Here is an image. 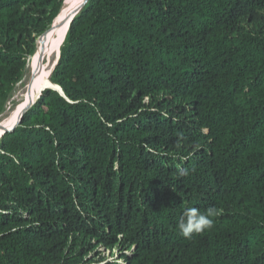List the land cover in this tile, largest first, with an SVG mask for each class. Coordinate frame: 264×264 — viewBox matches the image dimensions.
Here are the masks:
<instances>
[{"label": "trees", "instance_id": "trees-1", "mask_svg": "<svg viewBox=\"0 0 264 264\" xmlns=\"http://www.w3.org/2000/svg\"><path fill=\"white\" fill-rule=\"evenodd\" d=\"M63 7L0 0V116ZM66 31L0 138V264H264V0H83ZM185 207L223 212L186 239Z\"/></svg>", "mask_w": 264, "mask_h": 264}, {"label": "rangeland", "instance_id": "rangeland-1", "mask_svg": "<svg viewBox=\"0 0 264 264\" xmlns=\"http://www.w3.org/2000/svg\"><path fill=\"white\" fill-rule=\"evenodd\" d=\"M77 2H78V0H74V1L71 0V4H70V3H68V0H64L63 10H62L60 16L58 17L56 23L52 27V29H50V31L48 33H46L43 36H41L40 38H38V40H37L38 48H37V52H36L37 55L35 54V56H41L43 65L46 66V65H48L51 62V57H50L51 55L49 54L48 51L50 50V52H51V50H52L53 52H55L54 48L52 47L53 46L52 45V41L54 39L56 40L60 35L64 34V32L68 28V25H67L62 30L61 33H59V30H57V27H58V25L60 23V20H61L62 13L64 12L65 9H68L73 4H76V7H78L80 4L78 5ZM76 7L74 8V10L76 9ZM45 35L47 36L46 38L48 39V41H47L48 43L45 45V47H43ZM60 43H61V39L59 38L58 47H57V55H56V58H55V62H56V60L58 58ZM47 48H48V51L46 50ZM31 61H30V64L28 66L27 73H26L25 77L23 78L22 82L18 85V88H17V90L15 92L14 97L11 99L6 111L0 116V128L3 127V125L10 124L12 122V119L14 118V115H16L17 113H18V115H20L21 110L23 108L28 107L29 105H31L34 102V99L39 94L38 91H35L34 88H33L34 78H32L33 74H32V70H31ZM51 70H50V72L48 74V77H49V75L51 73ZM48 77H47V84L50 85L51 83L49 82ZM18 119H19V116H18ZM11 125H13V124H11ZM113 253H115V252H113ZM104 254L106 255L107 258L111 257V254H110L109 250L104 251Z\"/></svg>", "mask_w": 264, "mask_h": 264}, {"label": "bare ground", "instance_id": "bare-ground-1", "mask_svg": "<svg viewBox=\"0 0 264 264\" xmlns=\"http://www.w3.org/2000/svg\"><path fill=\"white\" fill-rule=\"evenodd\" d=\"M74 1V0H72ZM80 1V2H79ZM83 0H78V5L82 2ZM68 3L71 4V0H68ZM68 6V5H67ZM76 7V4H73L72 6H70L68 9H65L64 12L62 13L61 15V20H60V23L57 27V30H59V33L62 32V30L69 24V19L71 17V14L74 12V8ZM77 8V7H76ZM68 23V24H67ZM66 31L64 32V34L60 35L56 40L54 39L52 41V47L54 48V51L53 52L51 50L48 51V48L46 49L49 54L51 55V62L48 64V65H43L42 63V59H41V56H33L32 58V61H31V70H32V74H33V77L34 78V81H33V88L35 91H38V93L42 90V88H44L45 86L49 85L47 84V77H48V74L50 72V70L52 69V67L54 66V62H55V58H56V55H57V47H58V40L59 38L61 39V41L63 40L64 38V35H65ZM54 34V33H53ZM52 35V34H51ZM47 36L45 35V38H44V45L43 47H45V45L48 43V39L46 38ZM51 37V36H50ZM49 47V46H48ZM51 47V46H50ZM42 54V53H41ZM37 55V54H36ZM59 55V54H58ZM52 72V70H51ZM51 74V73H50ZM33 80V79H32ZM50 81V80H49ZM51 85V84H50ZM32 86V85H31ZM19 112V111H18ZM18 113L16 115H14V118L12 119V122L10 124H6V125H3V127L0 128V137H1V134H2V131L8 127H10L11 124H14L17 122V119H18ZM9 125V126H8Z\"/></svg>", "mask_w": 264, "mask_h": 264}, {"label": "clouds", "instance_id": "clouds-1", "mask_svg": "<svg viewBox=\"0 0 264 264\" xmlns=\"http://www.w3.org/2000/svg\"><path fill=\"white\" fill-rule=\"evenodd\" d=\"M222 212V209L215 207L208 208L204 212L196 207H185L178 221L180 235L186 239H191L194 233L200 234L211 229L214 225L213 217L221 215Z\"/></svg>", "mask_w": 264, "mask_h": 264}, {"label": "water", "instance_id": "water-1", "mask_svg": "<svg viewBox=\"0 0 264 264\" xmlns=\"http://www.w3.org/2000/svg\"><path fill=\"white\" fill-rule=\"evenodd\" d=\"M74 11H76V9L74 10ZM72 15H73V13H72ZM72 15H71V17H70V19H69V24H68V27H69V25H70V23H71V21H72ZM54 26V25H53ZM68 29V28H67ZM67 32V31H66ZM44 35V34H43ZM42 35V36H43ZM41 37V36H40ZM39 37V38H40ZM59 56H60V53H59V55H58V58H57V60H56V62H55V64H54V66H53V68H52V71H53V69H54V67H55V65H56V63H57V61H58V59H59ZM52 73V72H51ZM45 88H51V89H54V90H60V88L58 87V86H56V85H54V84H52L51 83V85H47V86H45L44 88H42V90H44ZM42 90L39 92V94L42 92ZM38 94V95H39ZM38 95H37V97H38ZM36 97V98H37ZM35 98V99H36ZM34 99V100H35ZM27 107H25V108H23L22 110H21V113H20V115H19V119L17 120V122L15 123V124H13V125H11L10 127H8V128H6V129H4L3 131H2V134H1V137L3 136V134H5V133H7V132H9L10 130L12 131L13 129H14V127L15 126H17L18 124H19V122H20V119H21V116H22V113H23V111L26 109ZM0 137V138H1Z\"/></svg>", "mask_w": 264, "mask_h": 264}]
</instances>
